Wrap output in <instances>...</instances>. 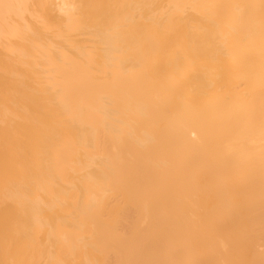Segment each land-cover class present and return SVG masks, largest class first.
Returning <instances> with one entry per match:
<instances>
[{"label":"bare ground","instance_id":"bare-ground-1","mask_svg":"<svg viewBox=\"0 0 264 264\" xmlns=\"http://www.w3.org/2000/svg\"><path fill=\"white\" fill-rule=\"evenodd\" d=\"M205 1L176 23L139 7L142 41L99 0L113 29L82 35L115 43L107 83L94 50L82 67L26 34L25 69L0 72V264H264V0Z\"/></svg>","mask_w":264,"mask_h":264},{"label":"rangeland","instance_id":"rangeland-1","mask_svg":"<svg viewBox=\"0 0 264 264\" xmlns=\"http://www.w3.org/2000/svg\"><path fill=\"white\" fill-rule=\"evenodd\" d=\"M107 2L108 1H110V0H106ZM105 0H103V2L105 3V6H104V3H103V6H104V9H105V7L108 5V6H111V8L110 7H108V8H110L112 11L113 10H115L116 11V9H118L119 7H121V9L122 10H125V9H127V10H125V11H127L129 14H130V19H131V16L133 17V19H131V20H134L133 22H132V24H133V28H132V30H133V32H131V35H132V33L133 34H136L137 36H138V34L140 33V31H138V30H136V25H137V22L139 21H142V24H143V26H142V24H141V22L140 23H138V25H139V27H140V25L142 26V27H146L145 26V23L143 22V21H146V24H147V29H148V31H149V33L151 32V30L149 29L150 28V26H148V20H147V18L148 17H146V13L147 12H151V10H152V12H154L153 11V9H156V12L158 13V12H160L161 13V10H162V13L161 14H164V17H165V21L166 20H169V21H171L172 20V22L173 23H176V22H174V21H177V20H179V18L180 17H182V14L181 13H183V12H180V11H182V8L184 7V6H187L188 4H194V6H197L198 4H200V0H175L176 2H174V0H146V1H148V2H146L145 0H144V2H142V0H141V2L140 1H138V0H111V2H108V4H107V2H106ZM135 1H136V3L138 2V4H137V6H134V5H136V3H135ZM149 1L151 2V3H149ZM154 1V2H153ZM160 1H161V3H160ZM208 1H211L212 2V0H208ZM208 1H205V4H206V2H208ZM73 2H75V4L73 3ZM99 2V0H0V58L1 57H3V58H1V60L3 61L6 57L5 56H7V58H6V60H8V61H6V60H4L3 62H1L2 64H4L5 65V63H6V67L3 65H1V63H0V67H4L3 68V70L2 69H0V72L1 71H8L7 69H9V67L11 68H13L12 70H16V71H18V67L17 66H13V62L15 63L17 60H20V62L21 63H24V58L23 57H25V60H26V58L27 59H29L27 56L29 55L28 53H27V49H29V48H26L27 46H28V43L27 42H25L24 40H23V38L26 36V34L28 35V37L29 38H31V36H29V35H33L34 36V38L35 37H37V38H35V39H38L39 37H41V38H39V40H40V42H38V44L36 43V45H35V43H32L33 42V40H34V38H32L33 40L31 41V42H29L28 40H26V41H28L29 42V46H30V43H31V46L35 49V46H37V45H40V47L42 48V52H39V54H41V53H43L44 51H48V49L49 48H51V44H52V49H49L50 51L47 53V52H45V53H47V54H51L50 52H52L51 50H54V47H53V45H57L55 42H60V44L58 43V45H62V44H66L65 45V48H67V47H69V48H71L70 50H71V54H73V55H75V53H76V50L77 51H79V50H81V51H79L78 53H76L77 55L80 53V54H87V52L86 51H88V54H87V56H80V54L78 55V56H73V58H74V60L76 59H78L79 58V60H75L76 62H80L81 60H80V58H82L83 60H82V64L83 65H79V64H77L78 66H82V67H84L85 65H84V63H85V61L86 60H88L89 59V55H91V54H89L90 52L92 53L93 52V50H94V53L96 54V56H94L95 54L93 53V55H91L92 57L90 58V60L89 61H87L91 66H93V67H95L94 69H93V67L91 68V66L89 65V64H87V62L85 63V64H87V69H89V71H91L92 73H93V75H95V76H97L98 74H100L99 75V77L100 76H104L105 75V73L104 72H108V71H110L109 69H111L110 67H109V65L107 64L108 62H110V61H108L107 62V60H103V59H105V53H103V52H106L107 54L110 52L109 50H111L112 51V48L114 47V45H115V43H113L112 41H109L108 40V37L107 38H105V40H103V41H101L100 39H99V37L100 36H98L97 37V39H98V41H95L96 39L94 38V41H92L91 39H93V38H91V37H94V35H95V33H93V32H91V28L92 29H94L93 31L94 32H98V33H96V34H98V35H101L102 37H103V34L104 33H108V31H112V29H113V23L115 22L114 20V16H113V14H112V16H110L111 15V13H107L108 11H107V7H106V11L103 9V6H102V9L101 8H97V7H95L96 5H97V3ZM131 2H133V3H135V4H131ZM186 2V3H185ZM211 2L210 3H207L206 5L208 6V5H211ZM74 5H73V4ZM146 3H148V4H146ZM152 3H154V4H152ZM159 3V4H158ZM163 3V4H162ZM171 3V4H170ZM79 4H81V6H83V7H81ZM152 4V5H151ZM157 4V5H156ZM169 4H170V7H169ZM185 4V5H184ZM212 4H214V2H212ZM71 5V6H70ZM127 5L129 6V7H127ZM150 5H151V7L152 8H150ZM157 6V8H155V6ZM162 5V6H161ZM178 5H180V6H178ZM206 5H204V6H206ZM73 6H75V7H73ZM79 6V7H78ZM85 6V7H84ZM91 6V7H90ZM124 6H126V7H124ZM133 6V7H132ZM144 6H148L149 8H150V10H148L147 11V9H148V7L147 8H145ZM70 7H72V8H70ZM124 7V8H123ZM134 7H136V10H135V12H137V14H135L134 13V11H132V9L134 8ZM139 7H143V9H145V12H144V14H141L140 15V11H142L143 9L141 8V10L139 11ZM160 7V8H159ZM190 7V6H189ZM68 8V9H67ZM77 8V9H76ZM113 8V9H112ZM139 8V9H138ZM158 8L160 9V10H158ZM172 8H176L175 10H171ZM64 11H63V10ZM65 9H67V10H65ZM70 9V10H69ZM75 9V10H74ZM83 9V13L81 12L80 13V11ZM90 9V10H89ZM97 9V10H96ZM131 9V10H130ZM135 9V8H134ZM133 9V10H134ZM195 10V8L194 7H190V10L191 11H194ZM61 10H62V12H61ZM80 10V11H79ZM91 10H93V11H91ZM169 10V11H168ZM185 10V9H184ZM187 10V14L188 13H190L189 11H188V9H186ZM76 11V12H75ZM78 11V12H77ZM88 11H90V12H88ZM96 13H95V12ZM101 11V12H100ZM132 11V12H131ZM144 11V10H143ZM142 11V12H143ZM172 11V12H171ZM176 11V12H175ZM66 12V13H65ZM69 12V13H68ZM85 12V13H84ZM150 12H149V14H150ZM156 12L154 13V14H156ZM174 12H175V14H174ZM60 13H64V14H60ZM68 13V14H67ZM70 13H72V14H70ZM103 13H105V14H107V15H105V16H107L106 18H105V16H104V14ZM113 13V12H112ZM138 13H139V15H138ZM177 13V14H176ZM192 13V12H191ZM43 14V15H42ZM46 14V15H45ZM59 14V15H58ZM66 14V15H65ZM78 14V17L76 18V16L75 15H77ZM85 15L84 17H83V15ZM87 14V15H86ZM88 14H90L89 16H88ZM149 14H147L148 16H149ZM153 14V15H154ZM169 14V15H168ZM69 15V16H68ZM80 15V16H79ZM91 15H92V17H91ZM98 16L99 18H100V16L101 15H103V16H101V18L99 19V18H97L96 19V17L94 18V16ZM109 15V16H108ZM136 15H137V18H136ZM173 16V18H172V16ZM174 15H176V16H174ZM189 15V14H188ZM192 14H190V16H191ZM43 16V17H42ZM58 16H61L62 17V20L64 19V22L62 23L61 21H60V17H58ZM65 16V18H63ZM73 16V17H72ZM82 16V17H81ZM140 16V17H139ZM155 16V15H154ZM180 16V17H179ZM56 17H58V18H56ZM67 17V18H66ZM71 19H70V18ZM74 17L76 18L75 20H74ZM86 17H88V24L89 25H87V19H86ZM144 17H146L145 19H144ZM150 17H151V15L149 16V18L148 19H150ZM174 17H175V19L176 20H174L173 21V19H174ZM179 17V18H178ZM186 17H187V15H186ZM193 17V16H192ZM69 18V19H68ZM82 18H84V22L83 21H81V19ZM140 18V19H139ZM152 18H154V17H152ZM195 18H197V17H195ZM43 19L46 21H44L43 22ZM79 19V20H78ZM92 19V20H91ZM94 19L96 20V21H94ZM104 19V20H103ZM108 21V26L106 25H104L105 23L107 24V22H106V20ZM113 21V22H110L111 20ZM135 19H137V20H135ZM142 19V20H141ZM186 19V18H185ZM187 19H188V17H187ZM190 19V18H189ZM71 20H73V21H71ZM91 20V21H90ZM98 20V21H97ZM103 20V21H102ZM131 20H124V21H127V22H125V24L126 25H128L129 23L128 22H130ZM58 21H60L59 23L61 24V25H63L64 26V24H66V26L65 27H63V26H61L59 23V25H57V23H55V22H58ZM78 21H79V23H78ZM81 21V22H80ZM99 21H101V22H99ZM105 21V22H104ZM123 21V20H122ZM150 21V20H149ZM168 21V22H169ZM193 21H194V19H193ZM197 21H198V23H200V21H199V19H197ZM42 22H43V24H46L47 25V23L49 24V22L52 24L53 22V24L51 25V24H49L50 26H48L47 25V27L45 28L44 27V25H41L42 24ZM71 22V23H70ZM75 22V23H74ZM90 22H92L91 24H95V25H93V27H91L90 28V26H92V25H90ZM95 22H97V23H95ZM104 22V23H103ZM76 23L78 24V27H75L76 26ZM82 23H85V24H83V26L81 25ZM102 23V24H101ZM110 23V24H109ZM112 23V24H111ZM161 23V22H160ZM55 24V25H54ZM121 24V23H120ZM120 24H118V25H120ZM197 24V23H196ZM201 24V23H200ZM53 25H54V28H52L53 27ZM67 25H68V28H69V31H71V33L68 31L67 32ZM72 25V26H71ZM75 25V26H74ZM81 25V26H80ZM97 25H98V28L100 27V26H105V27H102L103 28V30H102V28H101V30H100V28H99V31H96V30H98V28H97ZM112 25V26H111ZM116 26H117V24H115ZM114 25V26H115ZM125 25V26H126ZM155 25H157V24H155ZM169 25V24H168ZM56 26L58 27L57 29H56ZM84 26H86L85 27V29L86 30H84L83 28H84ZM87 26H89V28L87 27ZM109 26L111 27V28H109ZM115 26V30H113V31H117V30H122L121 28H125V29H123L124 31L126 30V28L128 27V26H124V24H123V26L124 27H121V26H119L120 27V29H118V26L116 27ZM42 29H46V30H42ZM62 28V30L60 29V28ZM72 27V28H71ZM81 27V28H80ZM138 27V29L139 30H141L140 28ZM149 27V28H148ZM163 27H165V26H163ZM47 28H49V29H47ZM53 29V31H52V29ZM41 29V30H40ZM51 29V30H50ZM56 29V30H55ZM71 29H73V30H71ZM83 29V30H82ZM88 29V30H87ZM105 29V30H104ZM106 29H108V31L106 30ZM110 29V30H109ZM146 29V28H145ZM145 29H144V31H145ZM166 29V28H165ZM43 31V32H38V31ZM58 30V31H57ZM60 30V31H59ZM82 30V32H81V34H80V32H78V31H81ZM123 30L120 32V33H123ZM46 31V32H45ZM48 31H49V33H56L57 35H58V33H60V34H62V35H58V36H60L61 38H65L66 36L65 35H67L68 37H69V35L72 37V40L74 41H72V43H71V37H70V41H67V39L65 40L64 38V40L66 41V42H64L63 41V39L62 40H60L61 38L60 37H58V36H56V38H54V37H52L53 35L55 36L56 34L54 33L53 35L51 34V37H50V34L48 33ZM73 31V32H72ZM76 31V32H75ZM83 31H84V33L86 34V36H89L91 33V37H89L90 38V41L92 42V46H91V44L89 43V38L87 39V37L85 38V34H84V36L82 35L83 34ZM87 31H88V33H90V34H87ZM107 31V32H106ZM127 31H129V29L128 30H126V32ZM138 31V32H137ZM144 31H142L141 30V32H143V33H145ZM172 31H175V30H171V33H172ZM38 32V33H37ZM45 32V33H44ZM58 32V33H57ZM75 32V33H74ZM125 32V33H126ZM136 32V33H135ZM160 32L161 33H163L162 32V30H160ZM30 33V34H29ZM40 33L42 34L43 33V36H46V35H48L49 34V37L51 38H48V36H46L48 39L47 40H45L44 39V37L42 38V36L40 35ZM46 33H48V34H46ZM67 33V34H66ZM70 33V34H69ZM78 33V34H77ZM138 33V34H137ZM146 33H147V31H146ZM144 34L145 36L147 35V34H149V33H147V34ZM170 33V34H171ZM46 34V35H45ZM94 34V35H93ZM109 34V33H108ZM151 34V33H150ZM164 34V35H163ZM162 35H163V37H164V43L163 44H165L168 40H170L169 38H171L172 40L174 39H178V35L176 36H174V35H172L173 37H169L168 38V36L170 35L169 33V35H165V33H163ZM80 37H79V36ZM120 35V34H119ZM136 35H132L133 37L134 36H136ZM32 36V37H33ZM77 36V37H76ZM97 35H95V37H96ZM141 36H142V34H141ZM140 36V34H139V39L141 38V40L143 41L144 39H145V37H143L144 39H142V37ZM147 36H149V35H147ZM22 37V38H21ZM68 37H66V38H68ZM81 37H82V39H81ZM129 37H130V35H129ZM128 37V38H129ZM26 38V37H25ZM28 38V39H29ZM53 38V39H52ZM58 38H60L59 40H58ZM75 40H74V39ZM76 38H78L79 39V41H80V43L78 42V39H76ZM85 38V39H84ZM117 38V37H116ZM116 38H114V39H116ZM181 38V37H180ZM27 39V38H26ZM45 42H43L42 40ZM55 39V40H54ZM102 39H104V38H102ZM131 39H133L132 37H131ZM134 39H136V37H134ZM133 39V40H134ZM149 39H150V37H149ZM168 39V40H167ZM21 40V41H20ZM38 40V41H39ZM51 40V41H50ZM68 40H69V38H68ZM83 40V41H82ZM99 40L103 43H101V42H99ZM108 40V41H107ZM173 40V41H174ZM25 42L26 44H27V46L23 49L22 47H24L25 45H23V44H21L20 42ZM53 41H55V42H53ZM104 41H105V43H104ZM137 41V40H136ZM140 41V40H139ZM147 42L146 43H148V41L149 40H146ZM22 42V43H23ZM35 42H37V40H35ZM61 42H62V44H61ZM64 42V43H63ZM86 42V43H85ZM108 42V43H107ZM123 42V41H122ZM138 42V41H137ZM149 42H151V40L149 41ZM169 42V41H168ZM19 43V44H18ZM40 43V44H39ZM43 43V44H42ZM49 43H50V45H49ZM55 43V44H54ZM72 45H70V44ZM73 43H76V44H74L75 46L73 47ZM77 43H78V45H77ZM84 43V44H83ZM90 45H89V44ZM93 43H94V45H93ZM95 43H96V45H95ZM101 43V44H100ZM106 43L108 44V47L106 48L105 46H107L106 45ZM111 43H113L112 45H111ZM135 43V42H134ZM143 43V42H142ZM145 42L143 43V44H141V42L139 43V45H145V46H147V44H146ZM48 44V45H47ZM135 44H137V43H135ZM42 45H44V47L42 46ZM57 45V46H58ZM83 45H84V47H83ZM85 45H87V46H85ZM89 45V46H88ZM99 45V46H98ZM109 45H110V48H109ZM28 46V47H29ZM78 46V47H77ZM91 46V47H90ZM104 46V47H103ZM141 46H139L140 48H142ZM149 46V45H148ZM37 47H39V46H37ZM36 47V49L38 50V51H41V48H37ZM80 47H83L86 51H84V50H82L83 48H81V49H78V48H80ZM86 47H88V50H87V48ZM91 48V50H90V48ZM94 47H96L97 49L99 48V51L98 52H96L97 50L96 49H93ZM101 47V48H100ZM15 50H14V49ZM16 48L17 49H19V50H16ZM33 48H31V49H33ZM44 48V49H43ZM76 48V49H75ZM143 48H144V46H143ZM146 48V47H145ZM149 49H150V47H148ZM148 48H146V49H148ZM171 48V47H170ZM174 47H172L171 49H173ZM101 49V50H100ZM148 49V50H149ZM153 49V53L155 54V52L154 51H156V49H154V48H152ZM152 49L150 50V52H148L151 56L153 55L152 54ZM164 49V50H163ZM162 50H160L161 52H162V54L161 55H163V53L166 51V50H168V49H166L165 50V48H163ZM171 49H169L167 52L169 53L170 52V54H171V52H172V50ZM176 49V48H175ZM175 49H173V50H175ZM13 50V51H12ZM25 51V53H26V55L27 56H24L23 54H25V53H23L24 51ZM36 50V51H37ZM90 50V51H89ZM105 50V51H104ZM106 50H108L109 52H107ZM171 50V51H170ZM23 51V52H22ZM35 51V52H36ZM67 51H68V49H67ZM101 51V52H100ZM164 51V52H163ZM14 52V53H13ZM35 52H33V53H35ZM74 52V53H73ZM84 52V53H83ZM157 52V51H156ZM177 53V49H176V51H174V55ZM23 53V54H22ZM29 53H30V49H29ZM31 53H32V51H31ZM32 53V54H33ZM44 53V54H45ZM100 53V54H102L103 56H104V58L102 59V57H101V55L98 54ZM15 54V55H14ZM36 54V53H35ZM107 54H106V56H107ZM111 54V53H110ZM159 54V53H158ZM172 54H173V52H172ZM11 57L10 59H9V56ZM23 56L22 58V60L20 59L21 57L20 56ZM109 55V54H108ZM42 56V55H41ZM80 56V57H79ZM98 56L100 57V59L98 58ZM5 57V58H4ZM37 57H40V55L39 56H37ZM78 57V58H77ZM84 57V58H83ZM16 58H18V59H16ZM88 58V59H87ZM94 58V59H93ZM30 59H31V56H30ZM86 59V60H85ZM94 60V63H93V61L92 60ZM0 60V61H1ZM15 60V61H14ZM98 60V61H97ZM6 61V62H5ZM29 61V60H28ZM92 61V62H91ZM96 61V62H95ZM10 62H11V65L12 66H8V64H10ZM19 62V63H20ZM97 62H99V63H97ZM21 63L19 64V65H21ZM92 63V64H91ZM105 63V64H104ZM110 63H114V62H110ZM80 64H81V62H80ZM93 64H95V65H93ZM99 64H100V66H99ZM26 65V63L25 64H23V65H21V66H24V67H26L25 66ZM88 65H89V67H88ZM97 65V66H96ZM105 65H106V67H105ZM20 66V67H21ZM28 66V65H27ZM15 67H17V69H15ZM23 67V68H24ZM82 67H80V68H82ZM100 67V68H99ZM112 67V66H111ZM103 68H107V69H103ZM21 69L22 68H20L19 69V71H21ZM25 69V68H24ZM24 69H22V70H24ZM86 69V70H87ZM96 69H99V70H96ZM10 70V69H9ZM82 70H84L83 68H82ZM94 70H96L95 72H94ZM103 70L104 72H101V71ZM106 70H108V71H106ZM26 71V70H25ZM22 72V71H21ZM90 72V73H91ZM49 73V72H48ZM98 73V74H97ZM102 73V74H101ZM109 73V72H108ZM107 73V74H108ZM95 76H93V77H91L93 80H95V81H97L96 79H98V81L102 78V77H100V78H97V77H95ZM105 76H107V75H105ZM104 76V78H105V80L106 79H109V77H105ZM108 76H109V74H108ZM104 78L102 79L104 82H105V80H104ZM106 83H107V80H106ZM43 95V94H42ZM76 103H79V102H76Z\"/></svg>","mask_w":264,"mask_h":264}]
</instances>
